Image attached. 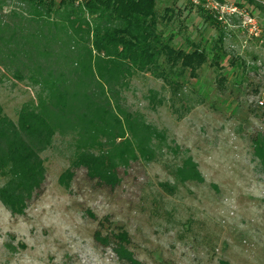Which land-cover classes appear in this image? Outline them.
<instances>
[{
    "label": "rangeland",
    "instance_id": "1",
    "mask_svg": "<svg viewBox=\"0 0 264 264\" xmlns=\"http://www.w3.org/2000/svg\"><path fill=\"white\" fill-rule=\"evenodd\" d=\"M241 1L259 19L261 38L239 21L222 25L223 67L203 64L196 78L187 77L182 98L172 102L168 87L149 72L133 75L125 103L165 138L155 142L152 159L120 166L116 186L89 179L84 168L75 170L69 188L62 186L59 175L75 150L72 135H55L41 153L45 181L25 213L11 215L0 202V264H126L95 240L100 221L103 233L125 228L144 264H264V174L250 140L264 132V11ZM165 8L174 16L159 26L176 48L213 46L218 30L190 0H156L160 16ZM38 94L29 80L8 75L0 83V105L14 120ZM186 156L202 181L175 177Z\"/></svg>",
    "mask_w": 264,
    "mask_h": 264
},
{
    "label": "trees",
    "instance_id": "2",
    "mask_svg": "<svg viewBox=\"0 0 264 264\" xmlns=\"http://www.w3.org/2000/svg\"><path fill=\"white\" fill-rule=\"evenodd\" d=\"M245 2L264 11L257 1ZM196 8L218 30L210 49L193 43L190 50L176 48L173 35L159 26L172 21L173 10L165 8L160 16L156 0H0V83L9 75L39 86L37 102L23 104L15 120L0 105V202L11 215H23L41 189L46 177L41 153L57 133L72 135L75 150L59 175L65 188L79 168L112 188L120 181V166L154 157L155 142L164 133L128 107L124 91L136 72H149L168 87L173 102L203 64L223 67L222 23ZM250 140L264 174V132ZM175 177L203 180L191 156L177 166ZM161 186L173 190L168 183ZM103 226L100 221L96 241L111 245L126 264H144L130 250L125 228L103 233Z\"/></svg>",
    "mask_w": 264,
    "mask_h": 264
},
{
    "label": "built area",
    "instance_id": "3",
    "mask_svg": "<svg viewBox=\"0 0 264 264\" xmlns=\"http://www.w3.org/2000/svg\"><path fill=\"white\" fill-rule=\"evenodd\" d=\"M195 6H201L204 10L212 14L222 25H230L233 21H239L241 28L249 36L261 38L262 27L259 19L254 12L246 5L242 4L241 0H234V2L218 0H190ZM264 6V0H257ZM262 105L263 101H259Z\"/></svg>",
    "mask_w": 264,
    "mask_h": 264
}]
</instances>
